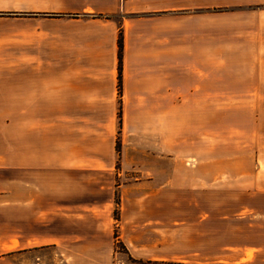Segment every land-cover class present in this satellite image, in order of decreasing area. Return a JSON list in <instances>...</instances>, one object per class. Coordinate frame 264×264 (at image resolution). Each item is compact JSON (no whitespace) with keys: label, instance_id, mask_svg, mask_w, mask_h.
Instances as JSON below:
<instances>
[{"label":"rangeland","instance_id":"1","mask_svg":"<svg viewBox=\"0 0 264 264\" xmlns=\"http://www.w3.org/2000/svg\"><path fill=\"white\" fill-rule=\"evenodd\" d=\"M219 2L208 10L210 36L218 42L211 49L223 43L224 51L210 56L209 70L224 80L223 90H210V104L195 107L184 127L196 124L202 138L198 133L189 143L188 130L175 136L178 122L159 135L155 115L176 113L175 107H160L159 114L152 106L125 105L120 85L115 105H0L2 162L8 163L10 117L48 119L55 140L57 116L76 114L81 140L89 136L104 166L1 171L0 193L11 188L20 199L34 198L27 209L42 215L31 231L42 240L18 252L20 260L251 264L260 252L254 264H264V0ZM17 134L19 162L24 139L21 129ZM45 156L56 165L51 153ZM11 252L0 255L7 260Z\"/></svg>","mask_w":264,"mask_h":264},{"label":"crops","instance_id":"2","mask_svg":"<svg viewBox=\"0 0 264 264\" xmlns=\"http://www.w3.org/2000/svg\"><path fill=\"white\" fill-rule=\"evenodd\" d=\"M216 1L219 4L210 0H0V105L117 104L122 35L119 96L123 103L152 106L159 114L160 107H175L176 113L154 114L156 132L167 133L165 126L171 132L172 123L178 122L175 136L188 130L189 143L199 135L202 138L196 124L184 127L198 107L210 104V90H223L224 80L212 78L209 70L210 56H222L224 51L223 43L211 49L217 39L210 36L208 10L220 5ZM79 119L76 114L58 115L53 140L48 119L10 117L8 163L0 156V191L2 170L104 168L98 165L89 136L81 140L75 124ZM20 129L25 157L18 162ZM50 153L56 165L48 164L45 155ZM33 200L18 198L11 188L0 193V251H12L7 260L0 255V264H28L18 252L30 251L42 240L31 233L34 217H42L27 209ZM259 253L251 264L260 260Z\"/></svg>","mask_w":264,"mask_h":264},{"label":"trees","instance_id":"3","mask_svg":"<svg viewBox=\"0 0 264 264\" xmlns=\"http://www.w3.org/2000/svg\"><path fill=\"white\" fill-rule=\"evenodd\" d=\"M122 49H123V39H122V35L120 36V75H119V79H120V89H121V64H122V58H121V52H122Z\"/></svg>","mask_w":264,"mask_h":264}]
</instances>
